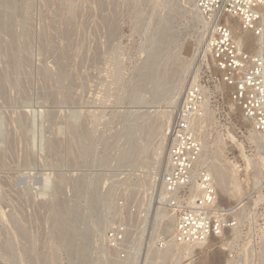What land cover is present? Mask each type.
Segmentation results:
<instances>
[{"label":"rangeland","instance_id":"rangeland-1","mask_svg":"<svg viewBox=\"0 0 264 264\" xmlns=\"http://www.w3.org/2000/svg\"><path fill=\"white\" fill-rule=\"evenodd\" d=\"M196 2L0 0V264H264L249 167L263 150L204 55ZM256 45L251 34L244 47ZM193 85L204 159L233 165L242 193L219 200L238 226L188 255L169 250L158 212L168 132Z\"/></svg>","mask_w":264,"mask_h":264},{"label":"built area","instance_id":"built-area-1","mask_svg":"<svg viewBox=\"0 0 264 264\" xmlns=\"http://www.w3.org/2000/svg\"><path fill=\"white\" fill-rule=\"evenodd\" d=\"M197 10L211 26L210 58L231 102L252 122L254 132L264 136V0H197ZM228 18L238 20L256 39L254 51L235 40ZM207 116L203 88L190 86L168 132L162 200L176 219L172 240L181 246L206 244L239 223L219 206L214 177L200 166L204 148L194 123ZM253 192H264V179Z\"/></svg>","mask_w":264,"mask_h":264},{"label":"bare ground","instance_id":"bare-ground-1","mask_svg":"<svg viewBox=\"0 0 264 264\" xmlns=\"http://www.w3.org/2000/svg\"><path fill=\"white\" fill-rule=\"evenodd\" d=\"M196 7H197V2H196V5H195V9L197 10ZM197 13H198L199 17L201 19H203V21H204V28L206 29L207 26H209V23L202 17V15L199 13L198 10H197ZM228 24L231 27L232 32H233V35L235 37V40L239 43V45H241V46L242 45H247V43H249L251 41V33L244 32L242 30V28H241L240 23H239L238 20L232 19V18H228ZM211 32H212V29H211ZM211 32H210V34L212 35ZM206 54H208L210 56L208 46H206V50L204 51V55H206ZM176 108L177 107H175V109ZM171 118H172V113L170 112V113L167 114V118H166L168 124L170 123ZM202 120H206V119L204 118ZM202 120L196 121L194 123V128L196 130V134H197V137H198L199 141L201 142V144L203 145V147H205V144L203 142V139H204L203 136L204 135L200 131V125H201V123L202 122L205 123V121H202ZM245 121H247L248 123H250L252 125V127H253V124H252L251 121H248V120H245ZM252 137L254 138L255 142H257L258 147L260 148L259 150H263V152L260 153V154L258 152V154H259L258 161H253V162L249 163V167L251 169L252 168L255 169V182L254 183H255L256 186H258L259 184L262 183V181L264 179V136H259L256 133L255 134L252 133ZM159 147H160V145H159ZM206 149H207V146H206ZM211 153H212V150L210 151V154ZM215 154H216V158H218L217 157L218 152L217 153L215 152ZM211 158L212 157H209L207 159H204V156H202L200 166L203 167L205 164L208 165V170L213 175L214 180H215V183H216L217 190L219 191V193H218V202H219L220 199H224V198H232L233 199L234 197L239 196L242 193V188H241V185H240V183L238 181V177H237V174H236V168L233 165H231L230 163H228V162H226V163H228L227 165L225 164L226 166L225 165L224 166H221V165L217 164V162L215 160H213V159L211 160ZM208 160H210V161L208 162ZM160 194L163 196V191ZM263 198L264 197H263V195L261 193H259L257 195V200L258 201L263 200ZM160 199H162V198L160 197ZM169 214H170V211L166 207L161 208V210L158 212V215L161 218H168L167 219V224L164 227V232L166 234L168 233L170 235V237H173V229H174V226L176 224L175 223L176 222V219H175V217L173 215H169ZM212 239H214V237H212L206 244L212 243ZM169 246H168L169 247V250H172L173 248H178L179 247L180 249H184L188 253V255H192L194 252H197L196 250L198 248H201L202 246H204V244H202V245H196V246H181V245H178V244L174 243V241L171 239L170 240V243H169ZM165 251H166V249H165ZM119 262L120 261H117L116 260L114 264H120ZM130 263H128V264H130Z\"/></svg>","mask_w":264,"mask_h":264}]
</instances>
